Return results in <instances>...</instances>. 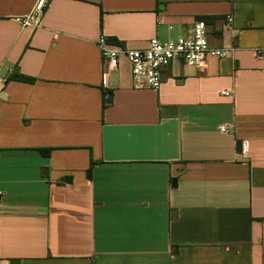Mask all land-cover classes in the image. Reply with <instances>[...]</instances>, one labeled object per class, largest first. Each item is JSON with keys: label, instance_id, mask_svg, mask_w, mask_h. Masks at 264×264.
Here are the masks:
<instances>
[{"label": "crops", "instance_id": "1", "mask_svg": "<svg viewBox=\"0 0 264 264\" xmlns=\"http://www.w3.org/2000/svg\"><path fill=\"white\" fill-rule=\"evenodd\" d=\"M37 1L0 0V264H264V0ZM199 19L226 56L104 66Z\"/></svg>", "mask_w": 264, "mask_h": 264}, {"label": "built area", "instance_id": "2", "mask_svg": "<svg viewBox=\"0 0 264 264\" xmlns=\"http://www.w3.org/2000/svg\"><path fill=\"white\" fill-rule=\"evenodd\" d=\"M48 4L49 0H38L30 15L17 17L15 21L25 27L39 26ZM226 22L228 27H232L233 18L231 15L226 16ZM97 44L107 70L115 69L121 57L128 60L131 67L132 87L135 90H158L163 82V69L174 61H181L189 66L202 67L208 56L222 58L229 53L228 49L210 46L207 24L201 19L194 21L187 35L169 40L154 37L145 49H127L110 45L103 34L99 36ZM261 54L260 50L256 51L257 57H261ZM106 77L107 73L104 72V79ZM6 81L7 79L0 78V95L4 92ZM221 94L229 95L226 91H221ZM219 130L225 133L228 131V127L222 125ZM244 147L246 148V145Z\"/></svg>", "mask_w": 264, "mask_h": 264}, {"label": "trees", "instance_id": "3", "mask_svg": "<svg viewBox=\"0 0 264 264\" xmlns=\"http://www.w3.org/2000/svg\"><path fill=\"white\" fill-rule=\"evenodd\" d=\"M8 79H18V80H24V81H33L31 78L24 77L22 75H10ZM45 154H49V150H44ZM94 163L91 164L90 169L88 170V176H91L92 169H93Z\"/></svg>", "mask_w": 264, "mask_h": 264}, {"label": "water", "instance_id": "4", "mask_svg": "<svg viewBox=\"0 0 264 264\" xmlns=\"http://www.w3.org/2000/svg\"><path fill=\"white\" fill-rule=\"evenodd\" d=\"M241 144V143H240ZM15 264H18V263H15Z\"/></svg>", "mask_w": 264, "mask_h": 264}]
</instances>
